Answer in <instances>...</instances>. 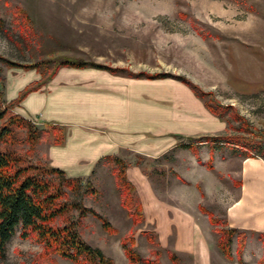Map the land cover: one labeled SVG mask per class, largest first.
Here are the masks:
<instances>
[{"label":"rangeland","instance_id":"1","mask_svg":"<svg viewBox=\"0 0 264 264\" xmlns=\"http://www.w3.org/2000/svg\"><path fill=\"white\" fill-rule=\"evenodd\" d=\"M0 20V56L21 64L40 63L42 71L48 65L53 69L60 60L106 66L119 70L116 75L104 71L107 76L137 81L141 84L137 88L145 96L159 92L161 104L170 102V97H182L181 85L190 89L173 78L151 83L154 80L135 75L165 73L184 77L211 94L201 103L210 100L230 108L222 119L210 113L223 122L224 128L208 137L242 136L261 145L260 152L254 154L264 157V0H0ZM21 72L27 71L9 68L0 61L1 106L8 104L7 86ZM12 112L15 114L14 109ZM26 120L33 121L37 129L44 127L38 120ZM61 128L66 137V128ZM49 145L51 138L39 142L30 153L28 145L15 150L30 164L50 166L46 154ZM220 148L217 166L223 174L209 175L223 181L224 188L209 187L210 193L206 186L209 177L204 173L190 174L183 168L187 167L189 151L178 148L153 159L121 150L118 156L127 164V179L143 209L144 222L139 226L133 225L120 206L111 167L103 161L95 164L89 177L98 193L94 198H85L84 204L108 219L117 234L105 233L100 223L88 216L79 228L80 235L115 264H129L121 247V240L129 235H133L134 248L142 259H155L152 252L157 248L148 243L144 232L157 235L162 250L159 264H171L167 251L174 252L180 264H238L235 259L226 260L217 250L215 229L221 226L211 225L199 209L204 208L213 217L209 204L226 202V191L231 181H236L234 176L231 180L229 171L239 169L236 156L243 157L244 151L227 144ZM234 185L239 186L238 182ZM179 208L198 218L207 217V223L198 220L197 227L180 224L175 244L176 228L169 218L172 213L182 216ZM162 215L164 224L159 221ZM214 219L223 224L221 219ZM19 233L20 229L6 245L0 264H73L57 255L44 257L43 247L33 235L22 239ZM175 246L181 250L190 246L196 253L206 251L205 259H195L187 251L177 253ZM235 248L234 239V258ZM262 252L261 240L246 234L243 264H260Z\"/></svg>","mask_w":264,"mask_h":264},{"label":"crops","instance_id":"2","mask_svg":"<svg viewBox=\"0 0 264 264\" xmlns=\"http://www.w3.org/2000/svg\"><path fill=\"white\" fill-rule=\"evenodd\" d=\"M21 73L7 86V103L41 78L35 71ZM109 75L96 69L62 68L50 82L27 95L14 108L15 114L25 119L66 128L64 143L49 145L46 154L50 166L65 172L68 177H89L99 160L118 156L124 149L156 159L176 152L177 146L188 143L184 140H197L224 128L223 122L212 116L203 103L182 85V97L173 96L170 102L161 104L159 92L153 91L145 96L143 90L137 88L141 85L137 81L130 83L127 79ZM193 145L196 149L194 153L183 149L190 152L187 167L183 168H187L185 170L190 174L204 173L206 178L209 177L206 185L208 193L209 187L223 189V181L209 175L223 174L222 168L217 166L221 145ZM175 157L178 159V154ZM210 158L213 171L207 170L205 165ZM229 159L231 162L232 158ZM236 161L239 169L231 168L229 171L231 180L234 176L236 181H231V187L226 191L227 201L220 202V205L219 202L209 204L210 213L229 228L255 236L264 235V157L237 155ZM235 182H238V187H235ZM203 194L207 193L203 191ZM179 209L183 213L177 217L168 209L172 213L169 218L171 226L176 228L175 244L178 243L180 224L188 226L191 223L197 227L198 220L207 223V217L203 220L183 208ZM159 221L165 223L163 215ZM175 249L177 253L185 254L187 251L195 259H205L206 251L196 253L190 246L187 250L177 246Z\"/></svg>","mask_w":264,"mask_h":264},{"label":"trees","instance_id":"3","mask_svg":"<svg viewBox=\"0 0 264 264\" xmlns=\"http://www.w3.org/2000/svg\"><path fill=\"white\" fill-rule=\"evenodd\" d=\"M2 25L0 20V28ZM0 61L9 68L34 70L41 77L38 82L25 87L15 100L5 106L0 104V257L4 255L10 239L20 229L19 237L26 239L33 235L35 240L42 245L44 257L57 255L73 264H115L99 248L92 247L84 241L79 232L83 219L91 216L100 223L105 233L117 234V230L108 219L84 204L85 198H94L98 193L91 178H70L59 169L47 165L30 164L15 150L18 146L28 145L30 153L39 142L47 138H51L52 145H62L65 136L61 126L45 123L42 129H37L32 122L14 114L12 110L27 95L50 82L61 68L76 70L90 68L107 71L113 75L118 74L119 70L79 60H60L53 66V69L50 70L48 65L43 71L40 70V63L21 64L1 56ZM135 76L148 80L173 78L186 85L200 101L211 97L210 93L202 91L184 77L165 73L153 75L140 73ZM0 78L2 83L3 78L1 76ZM203 104L209 113L220 119L230 109L222 108L220 104L210 100ZM194 143H208L211 146L227 144L236 149H242L244 151L242 155L245 158L256 157L254 153H258L262 148L261 145L242 136L223 138L206 136L197 140L190 138L187 144H180L177 147L195 152ZM102 161L112 169L115 185L120 192V206L126 211L133 225L139 226L144 222L143 209L135 188L127 179L126 162L119 156H108L99 160L98 163ZM206 168L209 171L214 170L211 158ZM199 209L207 215L211 225L221 226L215 229L218 235L217 250L226 260L233 262L235 259L238 264H243L242 255L246 245V232L220 224L204 208ZM142 235L146 237L150 245L157 248L152 252L155 259H142L134 248L133 235H129L121 240V247L128 263L159 264L158 259L162 250L159 248L157 235L149 232H144ZM257 237L261 240L263 248V258L259 262L264 264V235L258 234ZM234 239L236 241L235 258L231 252ZM166 253L171 264H180L174 252L167 251Z\"/></svg>","mask_w":264,"mask_h":264},{"label":"built area","instance_id":"4","mask_svg":"<svg viewBox=\"0 0 264 264\" xmlns=\"http://www.w3.org/2000/svg\"><path fill=\"white\" fill-rule=\"evenodd\" d=\"M32 123H34V122L32 121Z\"/></svg>","mask_w":264,"mask_h":264}]
</instances>
